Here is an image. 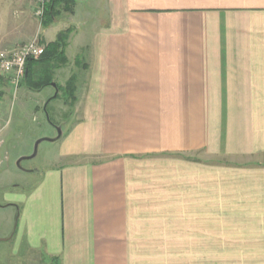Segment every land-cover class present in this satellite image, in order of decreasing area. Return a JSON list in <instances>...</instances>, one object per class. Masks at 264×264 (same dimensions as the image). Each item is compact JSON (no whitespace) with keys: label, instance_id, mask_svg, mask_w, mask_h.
Listing matches in <instances>:
<instances>
[{"label":"crops","instance_id":"0c3cea01","mask_svg":"<svg viewBox=\"0 0 264 264\" xmlns=\"http://www.w3.org/2000/svg\"><path fill=\"white\" fill-rule=\"evenodd\" d=\"M79 2L40 32L36 0H0V52L74 27L55 75L77 76L57 152L8 195L16 251L264 264V0H104L91 38Z\"/></svg>","mask_w":264,"mask_h":264},{"label":"rangeland","instance_id":"374dc122","mask_svg":"<svg viewBox=\"0 0 264 264\" xmlns=\"http://www.w3.org/2000/svg\"><path fill=\"white\" fill-rule=\"evenodd\" d=\"M31 1L24 0V7L29 9ZM104 8V0H80L76 24L82 26L80 28L87 37L91 38L90 32L99 23L100 12ZM65 14L67 13L61 15ZM34 15L36 17L35 13ZM102 17L105 18L104 13ZM85 26H88L87 29ZM45 29L41 25L40 32ZM78 59L81 57L78 56ZM75 61L74 69L77 71L82 62L79 60L78 63L77 58ZM66 72L55 77L57 85L65 83ZM55 94L56 88L52 85L34 91L24 84V79L16 85L10 76H0V264H56L54 260H48L39 253H28L25 249L16 251L15 238L11 236L16 229L19 213L8 196L9 193L32 188L45 168L53 162L57 152L56 140H43L38 146L37 154L32 155L39 139L58 136L60 122L63 117H67L69 109L63 90L58 97L53 98ZM22 157L26 158L19 165L18 161Z\"/></svg>","mask_w":264,"mask_h":264},{"label":"trees","instance_id":"16d2710c","mask_svg":"<svg viewBox=\"0 0 264 264\" xmlns=\"http://www.w3.org/2000/svg\"><path fill=\"white\" fill-rule=\"evenodd\" d=\"M76 0H51L50 6L42 21L44 27H48L62 13L72 14ZM74 27L70 26L60 31L56 39L44 43L45 49L37 59L30 58L27 62V71L24 78V84L31 90L39 91L55 82L56 70L68 65L67 48ZM79 63V59H77ZM77 76L70 77L65 85L58 84L59 93L63 90L65 100L68 104H73L76 100ZM59 93L54 97H58Z\"/></svg>","mask_w":264,"mask_h":264},{"label":"built area","instance_id":"2783aa9c","mask_svg":"<svg viewBox=\"0 0 264 264\" xmlns=\"http://www.w3.org/2000/svg\"><path fill=\"white\" fill-rule=\"evenodd\" d=\"M51 0H36V16L43 21ZM45 49V44L35 37L11 51L0 52V76H10L16 85L25 78L27 62L30 58H39Z\"/></svg>","mask_w":264,"mask_h":264},{"label":"water","instance_id":"95a60500","mask_svg":"<svg viewBox=\"0 0 264 264\" xmlns=\"http://www.w3.org/2000/svg\"><path fill=\"white\" fill-rule=\"evenodd\" d=\"M52 86H54L55 88H56V94H55V96L58 94V92H59V89H58V87H57V83L56 82H52V84H51ZM54 96V97H55ZM61 135H62V129L59 127V134H58V136L56 137V138H41V139H39L37 142H36V147H35V150H34V153H33V155L32 156H35L36 154H37V152H38V146H39V144L43 141V140H45V139H48V140H50V141H55V140H57L58 138H60L61 137ZM24 158H26V157H22L21 159H19V161H18V164L19 165H21V161L24 159ZM13 236V235H12ZM11 236V237H12ZM10 237V238H11ZM10 238H8V239H10ZM7 240V239H6Z\"/></svg>","mask_w":264,"mask_h":264}]
</instances>
